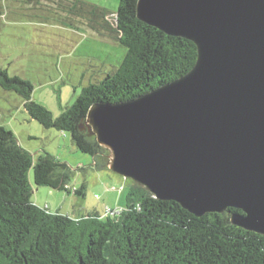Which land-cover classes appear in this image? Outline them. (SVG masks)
I'll use <instances>...</instances> for the list:
<instances>
[{
    "label": "water",
    "instance_id": "95a60500",
    "mask_svg": "<svg viewBox=\"0 0 264 264\" xmlns=\"http://www.w3.org/2000/svg\"><path fill=\"white\" fill-rule=\"evenodd\" d=\"M139 20L192 41L185 74L80 124L107 167L200 216L264 234V0H137Z\"/></svg>",
    "mask_w": 264,
    "mask_h": 264
},
{
    "label": "trees",
    "instance_id": "16d2710c",
    "mask_svg": "<svg viewBox=\"0 0 264 264\" xmlns=\"http://www.w3.org/2000/svg\"><path fill=\"white\" fill-rule=\"evenodd\" d=\"M136 3L119 0L112 27L91 21L111 29L125 52L118 65L83 86L57 117L32 99L29 81L0 69V89L16 93L42 126L68 132L96 170L109 169L108 151L80 128L89 106L135 98L185 74L196 60L192 41L139 20ZM30 169L36 185L70 191L74 170L66 161L48 153L34 160L0 124V264H264V234L230 221L240 209L196 216L173 200L152 197L129 179L123 208L111 215L94 210L72 217L30 200ZM73 192L83 196L85 184Z\"/></svg>",
    "mask_w": 264,
    "mask_h": 264
},
{
    "label": "rangeland",
    "instance_id": "374dc122",
    "mask_svg": "<svg viewBox=\"0 0 264 264\" xmlns=\"http://www.w3.org/2000/svg\"><path fill=\"white\" fill-rule=\"evenodd\" d=\"M118 3L119 0H0V69L29 81L32 99L57 117L83 86L95 82L121 60L125 47L117 42L111 29L102 28L112 27ZM0 124L14 134L34 160L48 153L74 170L70 191L66 192L36 185L30 169V200L34 204L52 212L80 216L94 210L101 216L111 215L125 206L129 179L109 169H94L91 156L77 149L68 132L46 128L32 119L13 91L0 89ZM82 183L84 195L77 196L73 190ZM121 188L124 190L119 193ZM106 208L111 212H105Z\"/></svg>",
    "mask_w": 264,
    "mask_h": 264
},
{
    "label": "crops",
    "instance_id": "0c3cea01",
    "mask_svg": "<svg viewBox=\"0 0 264 264\" xmlns=\"http://www.w3.org/2000/svg\"><path fill=\"white\" fill-rule=\"evenodd\" d=\"M120 186H121V187L124 186L122 181L120 182ZM123 190H124V189L121 188V190L119 191V193H120L121 191H123ZM68 215H69V214H68ZM70 216H72V217H80V215H75V214H74V215H70Z\"/></svg>",
    "mask_w": 264,
    "mask_h": 264
},
{
    "label": "built area",
    "instance_id": "2783aa9c",
    "mask_svg": "<svg viewBox=\"0 0 264 264\" xmlns=\"http://www.w3.org/2000/svg\"><path fill=\"white\" fill-rule=\"evenodd\" d=\"M105 212H111V210L109 208H106Z\"/></svg>",
    "mask_w": 264,
    "mask_h": 264
}]
</instances>
